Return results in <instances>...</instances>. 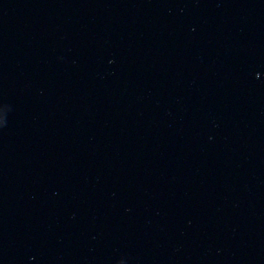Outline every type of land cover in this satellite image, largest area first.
<instances>
[{
  "label": "water",
  "instance_id": "95a60500",
  "mask_svg": "<svg viewBox=\"0 0 264 264\" xmlns=\"http://www.w3.org/2000/svg\"><path fill=\"white\" fill-rule=\"evenodd\" d=\"M0 264H264V0H0Z\"/></svg>",
  "mask_w": 264,
  "mask_h": 264
}]
</instances>
